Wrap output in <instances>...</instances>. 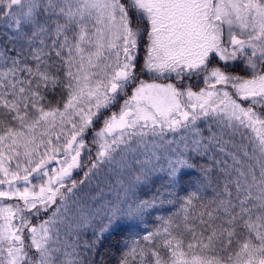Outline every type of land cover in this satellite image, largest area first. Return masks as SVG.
I'll use <instances>...</instances> for the list:
<instances>
[{
    "label": "snow or ice",
    "instance_id": "snow-or-ice-1",
    "mask_svg": "<svg viewBox=\"0 0 264 264\" xmlns=\"http://www.w3.org/2000/svg\"><path fill=\"white\" fill-rule=\"evenodd\" d=\"M0 37V264H264V0H0Z\"/></svg>",
    "mask_w": 264,
    "mask_h": 264
},
{
    "label": "trees",
    "instance_id": "trees-1",
    "mask_svg": "<svg viewBox=\"0 0 264 264\" xmlns=\"http://www.w3.org/2000/svg\"><path fill=\"white\" fill-rule=\"evenodd\" d=\"M3 37H0L2 40ZM146 83L157 82L161 83L163 80H154L150 75H143L141 77ZM193 155L194 158L195 154ZM198 159V158H196ZM203 163V160L200 161ZM209 163H211L209 161ZM150 195V193H148ZM146 227L151 228L152 225L148 224ZM121 238L120 234L118 233L116 236L112 237L111 239L104 242V244L99 248L98 251H95L91 254L90 259H93L95 264H116V259L118 257V241Z\"/></svg>",
    "mask_w": 264,
    "mask_h": 264
},
{
    "label": "rangeland",
    "instance_id": "rangeland-1",
    "mask_svg": "<svg viewBox=\"0 0 264 264\" xmlns=\"http://www.w3.org/2000/svg\"><path fill=\"white\" fill-rule=\"evenodd\" d=\"M152 83H153V82H152ZM72 228H73V226H72V225H69V226H68V230H69V231H71V230H72Z\"/></svg>",
    "mask_w": 264,
    "mask_h": 264
}]
</instances>
